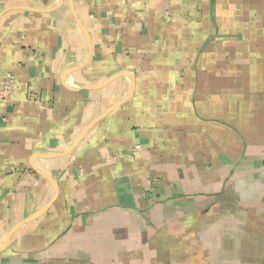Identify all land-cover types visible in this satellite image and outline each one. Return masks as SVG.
Here are the masks:
<instances>
[{
    "label": "crops",
    "instance_id": "obj_1",
    "mask_svg": "<svg viewBox=\"0 0 264 264\" xmlns=\"http://www.w3.org/2000/svg\"><path fill=\"white\" fill-rule=\"evenodd\" d=\"M0 264H264V0H0Z\"/></svg>",
    "mask_w": 264,
    "mask_h": 264
},
{
    "label": "built area",
    "instance_id": "obj_2",
    "mask_svg": "<svg viewBox=\"0 0 264 264\" xmlns=\"http://www.w3.org/2000/svg\"><path fill=\"white\" fill-rule=\"evenodd\" d=\"M11 86H12L11 80H6L3 83L2 94L5 95V94L9 93L11 91Z\"/></svg>",
    "mask_w": 264,
    "mask_h": 264
},
{
    "label": "water",
    "instance_id": "obj_3",
    "mask_svg": "<svg viewBox=\"0 0 264 264\" xmlns=\"http://www.w3.org/2000/svg\"><path fill=\"white\" fill-rule=\"evenodd\" d=\"M113 108V107H112ZM81 137L77 140V143L80 141Z\"/></svg>",
    "mask_w": 264,
    "mask_h": 264
}]
</instances>
